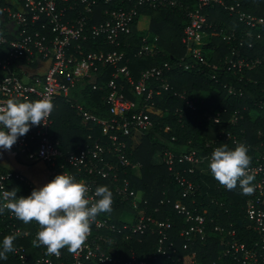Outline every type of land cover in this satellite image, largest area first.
Returning a JSON list of instances; mask_svg holds the SVG:
<instances>
[{"label":"built area","instance_id":"obj_1","mask_svg":"<svg viewBox=\"0 0 264 264\" xmlns=\"http://www.w3.org/2000/svg\"><path fill=\"white\" fill-rule=\"evenodd\" d=\"M100 1L115 4L103 10L104 20L97 21L94 15ZM214 5L234 14L237 21L245 26L241 33L246 37L254 34L251 29L264 27V17L243 10L239 1L229 3L227 0H194L190 4L186 0H4L1 5L0 14L5 31L0 33V106L5 105L9 99L27 101L42 97H51L55 105L57 99L67 98L98 67L112 64L116 69L112 78L106 81L104 101L107 105V116L94 115L81 104H72L83 120L100 126L102 137L89 134L88 142L83 145L76 144L72 149H64L60 141L53 137L51 113L43 121L44 124L31 127L10 149L22 152L29 162L43 163L46 167V182L55 174L64 171L88 184L90 195L96 186L107 185L113 193L111 211L120 205L129 207V211L124 208L120 211L127 217H123L125 219L120 225L113 221L110 212L98 214L90 224V232L84 243L76 252H72V264H166V260L170 261L169 264H196L195 252L189 257L179 253L176 241L171 236L173 223L169 218L154 217L150 208L153 212H160L161 207L169 204L183 216L187 224L180 228L178 235L183 239L184 249L194 240L206 239V210L202 209L200 212L197 208H189L182 199L172 201L170 198L160 199L155 206L148 207V200L143 198L140 191L131 187L127 177L130 170L140 166L138 162L130 159L129 153L138 137L140 139L142 133L152 126L149 114L153 107L152 97L169 88L165 73L172 66L169 62H164L161 66L149 67L141 71L137 81H133L127 64L119 65L127 60L124 51L98 50L83 54L81 51L91 38H102L109 44L118 45L121 37L132 32L133 24L142 8L171 7L182 11L186 18L182 35L186 52L180 58L179 65L186 70L199 69L200 65L217 69V64H209L202 53L206 44H202V37L207 32L206 28L212 26L204 10ZM220 26L226 24L222 23ZM219 34L227 41L236 38L235 28L228 31L222 27ZM255 35L258 37L259 33L255 32ZM238 44H244L242 38ZM155 51V44L148 41V37H142L137 55H152ZM260 61V58L242 56L238 49L232 47L225 55L224 64L227 70L235 73L243 68L251 69ZM208 76L217 81L214 72ZM242 76L241 74L239 80ZM94 78L92 74V79ZM150 79L157 81V85L149 86ZM92 84L93 89L97 88L96 83ZM125 84H129L136 95L144 96L142 104H137L126 96ZM222 87L231 96L244 94L243 89L232 82H225ZM186 104L191 110L198 109L196 99L188 98ZM256 106L251 114L264 111L263 102L256 103ZM225 112L226 109L217 111L212 117L213 122H222ZM242 118L243 115L235 110L229 122L238 125ZM240 133H243V129ZM257 133L261 135L260 131ZM218 138H222L230 147H234L236 143H244L257 152L248 170L254 176V191L245 194L244 203L248 228L255 238L247 243L242 236L237 235L234 228L214 226L213 230L218 232L223 245L220 257L231 258L239 264H264L263 142L253 145L245 136L231 130L220 133ZM206 145L211 150L205 154L184 150L176 153L170 149L162 151V162L180 188L182 198L199 192L200 185L188 178V174H194L196 170L204 172L203 164H208L212 151L219 146L216 140H209ZM14 181L34 188L22 172L0 164V190H13ZM219 186L223 185L217 187ZM0 217L10 221L7 228L12 234L20 237L29 234L28 230H21L16 225L14 220L17 218L9 210L5 209ZM117 234H121L125 240L137 239L139 242L142 236L152 235L155 237L152 251L137 253L131 250L124 258L119 253L116 255ZM14 253L20 264H27V252L23 245L15 247ZM53 257L59 258L60 254L51 255L46 251L45 255L35 260V264H53Z\"/></svg>","mask_w":264,"mask_h":264},{"label":"trees","instance_id":"obj_2","mask_svg":"<svg viewBox=\"0 0 264 264\" xmlns=\"http://www.w3.org/2000/svg\"><path fill=\"white\" fill-rule=\"evenodd\" d=\"M186 1L190 4L194 3V0ZM237 1L240 2L243 10L264 17V0H227L229 3ZM2 4H4V0H0V7ZM114 4V2L106 4L104 1H100L95 9L96 20H104L103 10L111 8ZM204 14L212 26L206 28L209 37L206 39L207 44L202 48V53L209 64H217V69L200 65L201 69L186 70L179 65L180 58L186 52L182 42L186 18L182 11L171 7L142 8L133 24L132 32L121 37L118 45L109 44L102 38H91L85 43L81 52L83 54L87 51L98 50L124 51L127 60H123L119 65L127 64L133 81H137L141 71L149 67L161 66L164 62L170 63L172 67L165 73L169 88L152 97L153 107L149 111L152 126L142 133L139 144L129 153L130 159L138 162L140 166L130 170L127 177L131 187L140 191L143 198L148 200V207L155 206L160 199L170 198L172 201L182 199L191 209L197 208L200 212L202 209L206 210V230L208 231L206 239L194 240L184 249L182 248L183 239L178 235L180 228L187 224H185L183 216L179 215L169 204L161 207L160 212H153L150 208L154 217L158 219L167 217L173 223L171 236L176 241L179 253L189 257L195 252L196 264H239L231 258L220 257L223 245L220 242V235L213 230V227L220 225L225 228H234L238 236H242L244 241L250 243L255 235L248 228L249 221L244 215L246 195L241 192L239 187L232 190H228L224 186L217 187L221 184L214 179L211 172L204 173L196 170L194 174H188V178L198 182L199 192L191 197L182 198L180 188L161 159L162 151L165 149L173 150L176 153L181 150L195 151L197 154L208 153L211 148L206 145L207 141L216 140L219 146L225 144V141L218 136L228 130L245 136L253 145L260 141L264 145V111L259 110L255 117L251 115V110L257 107L256 103H264V27L251 29L254 34L246 37L241 33L245 26L237 21L234 14H230L223 7L208 6L205 8ZM142 16L148 17L147 31H145L148 34V41L155 44L156 51L152 55H137L141 39L145 34L138 28ZM222 23H225L226 26H220ZM222 27L227 28L228 31L235 28L236 38L227 41L220 36L219 31ZM4 31L0 14V33ZM255 32L259 33L258 37ZM240 38L244 42L241 46L238 44ZM232 47L238 49L242 56L260 58L261 61L253 68H243L240 72L234 73L232 70H227L224 59ZM115 70L112 64L98 67L95 72L92 71L94 79H92V74L88 78H84L82 84H79L77 89H73L67 98L60 97L55 102L52 112L53 137L60 141L64 149H72L76 144L83 145L88 142L87 135L89 134L102 137L100 126L94 122L83 120L72 104L79 103L94 115L107 116V105L104 101L107 92L106 81L112 78V73ZM213 72L216 74L217 81L208 76ZM241 74L243 76L239 80ZM93 82L97 84L95 89L92 88ZM225 82H232L237 87H241L244 94L242 96L228 95L222 87ZM148 85L155 86L157 81L150 79ZM124 92L137 104L144 102V96L136 95L129 84H125ZM188 98L197 100V110L188 108L186 104ZM222 109H226V112L222 115V122L216 124L212 117ZM235 110L243 115L238 125L229 122V118ZM241 129H243V133H240ZM258 131L261 132L260 136ZM262 148L264 149V146ZM248 154L252 163L257 152L248 148ZM13 189L18 191V195H27L33 188L14 181ZM193 199L194 202H191ZM123 208L129 211V207L120 205L109 213L118 225L127 218L120 212ZM9 222L8 219L0 217V239L5 235L12 234L7 228ZM14 222L21 230L29 231L26 236H17L14 247L23 245L27 252V264H35V260L39 256L46 254V248L36 247L32 243L39 225L35 220L25 223L20 219H15ZM115 237L117 241L115 244L116 255L119 253L123 258L127 257L131 250L137 253L150 252L155 242V237L152 235L142 236L140 242L137 239L125 240L121 234H117ZM52 260L53 264H72V252L63 248L60 250V257H53ZM169 262V260L165 261L166 264ZM0 264H20V261L18 256L11 252L8 253L7 260H0Z\"/></svg>","mask_w":264,"mask_h":264},{"label":"clouds","instance_id":"obj_3","mask_svg":"<svg viewBox=\"0 0 264 264\" xmlns=\"http://www.w3.org/2000/svg\"><path fill=\"white\" fill-rule=\"evenodd\" d=\"M53 108L51 97L9 99L0 106V149L10 150L31 127L44 124ZM250 164L244 143L231 148L222 144L208 158V168L215 180L228 190L239 187L246 195L254 191V176L248 171ZM17 192L0 190V214L7 209L25 223L35 220L40 227L32 243L36 247L45 246L51 255L58 256L63 248L76 252L86 240L91 222L98 214L112 210L113 193L107 185L96 186L90 195L88 184L64 171L27 195ZM16 238L17 234H8L0 239V260H7L8 253L15 251Z\"/></svg>","mask_w":264,"mask_h":264},{"label":"crops","instance_id":"obj_4","mask_svg":"<svg viewBox=\"0 0 264 264\" xmlns=\"http://www.w3.org/2000/svg\"><path fill=\"white\" fill-rule=\"evenodd\" d=\"M140 142V141H139ZM139 142H137L135 144V146L137 144H139ZM0 164L5 167V168H11L17 171L22 172L25 176H27V178L31 177L33 179H35L37 181V183H33L32 180L30 181L34 187H39L38 185V181L40 182L43 178L44 175L42 174H33V172L29 171L28 167H22L24 166V164L30 163L29 160H27V158L24 156V154L22 152H16V153H11L8 149H0ZM34 164V163H33ZM25 166H29V165H25ZM45 167V166H44ZM203 168H204V172L206 170H209L208 168V164H203ZM29 173V174H26ZM44 174V173H43ZM43 177V178H42Z\"/></svg>","mask_w":264,"mask_h":264},{"label":"rangeland","instance_id":"obj_5","mask_svg":"<svg viewBox=\"0 0 264 264\" xmlns=\"http://www.w3.org/2000/svg\"><path fill=\"white\" fill-rule=\"evenodd\" d=\"M147 23H148V17L147 16H142L141 18H140V22H139V26H138V28H140V31L142 32V33H145V31H147L146 30V27H147ZM148 37V34L147 33H145V34H143V37ZM207 37H209V34L206 32L204 35H203V37H202V44L204 45L205 43L207 44ZM252 117H255V116H257V113H255V112H252ZM138 141H140V139H139V137H138V139L136 140V142H138ZM135 147V146H134ZM133 147V148H134ZM11 153H16L17 151L16 150H9ZM0 158H2V157H0ZM34 163V164H33ZM25 165H29V166H25ZM45 165L43 164V163H41V162H30V163H27L26 162V164H24V166H22V167H28L29 168V171L30 172H33V174L35 173V174H42V175H44V178L39 182L38 181V185L40 186V185H42L43 183H45L46 182V175H45V171H46V167H44ZM205 172H210V170H206ZM44 173V174H43ZM26 174H29V173H26ZM30 175V174H29ZM27 177V176H26ZM30 181L32 180V182L33 183H37V181L35 180V179H33L32 177H31V175H30V177L28 178Z\"/></svg>","mask_w":264,"mask_h":264}]
</instances>
